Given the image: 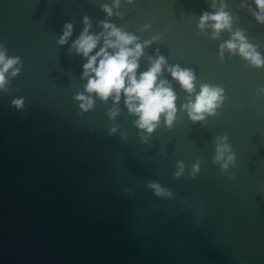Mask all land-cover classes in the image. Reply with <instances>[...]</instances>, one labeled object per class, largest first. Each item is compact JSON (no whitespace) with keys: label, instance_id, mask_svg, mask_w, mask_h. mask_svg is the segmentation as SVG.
<instances>
[{"label":"water","instance_id":"obj_1","mask_svg":"<svg viewBox=\"0 0 264 264\" xmlns=\"http://www.w3.org/2000/svg\"><path fill=\"white\" fill-rule=\"evenodd\" d=\"M219 11L229 27L200 26ZM257 15L255 0H0V49L22 61L0 88V264H264V64L239 52L247 43L264 61ZM102 21L142 45L137 79L164 57L156 83L175 94L171 126L162 113L151 133L140 128L123 90L118 101L86 91L95 74L73 44L87 27L95 55L111 31ZM176 66L191 70L193 92ZM202 85L224 99L193 121L185 106Z\"/></svg>","mask_w":264,"mask_h":264},{"label":"clouds","instance_id":"obj_2","mask_svg":"<svg viewBox=\"0 0 264 264\" xmlns=\"http://www.w3.org/2000/svg\"><path fill=\"white\" fill-rule=\"evenodd\" d=\"M258 9L264 12V0H255ZM108 15H111V9L107 5L104 6ZM211 19L215 21L212 25L214 29L220 30L229 27L230 17L224 11H219L215 14L204 13L201 17V27L204 22ZM257 20L264 22V16L257 15ZM85 23L87 24V17H85ZM104 24L106 29L110 28L111 31L107 33L104 40V46L95 53V55L89 56V53L96 47L99 40V36L88 34L87 27L81 33L80 37L74 41L73 47L78 53H83L85 57H88V62L83 65L84 76H89L90 73H94V76H89L87 85L85 86L88 93L95 92L102 99H107L110 95L115 93V99L118 101L120 98L121 90H123L129 110L139 115L137 124L140 128L146 129L151 133L155 127V122L159 121L160 115L166 114V122L169 126L172 125L174 119L175 107V94L170 87H165L164 81L156 83L157 75L161 71V66L165 62L164 57H159L155 60L148 71L140 74L139 79L136 77V69L138 68L137 58L141 55L142 45L135 43L134 48L128 47V45L135 42V37L123 33L120 29L114 25L106 22ZM65 31L59 39L60 44H64L67 38L71 35V24H65ZM236 37L243 41V37L240 32H237ZM115 37V40L110 39ZM145 43H148L147 41ZM226 47L230 50L236 49L238 45L235 42L229 41ZM108 48H114V53H109ZM251 46L247 43L241 42L239 44V52L246 58H250L254 66H261L264 61L260 59L258 53L253 54L249 51ZM6 49H0V88H3L6 83V73L9 69L12 70L11 75L15 77L20 72V67H14L20 64L22 61L19 57H6ZM99 61L97 63V58ZM172 76L177 79L181 86L189 93L194 91V76L189 69H180L176 66L170 69ZM127 78V86H126ZM222 89L211 87L209 85H202L201 91L197 94L195 101H190L187 107L189 115L193 121H200L204 119L203 114H214L215 109L219 106V102L224 98L221 95ZM77 99L81 100V108L87 110L92 106V100L90 97L80 95ZM12 104L17 108H22L24 104L23 98L14 99ZM227 139V136L217 137L220 143L217 144L216 161H220L224 158L225 152L229 151V145L223 143ZM235 157L233 154L227 156V161L222 165L223 168H227L229 162H234ZM180 171H183V164L179 165ZM196 171L199 170L198 165L194 166ZM178 172L176 175H179ZM156 190V193L162 194V189L155 183L149 185Z\"/></svg>","mask_w":264,"mask_h":264}]
</instances>
